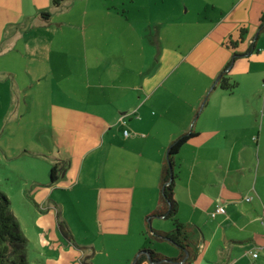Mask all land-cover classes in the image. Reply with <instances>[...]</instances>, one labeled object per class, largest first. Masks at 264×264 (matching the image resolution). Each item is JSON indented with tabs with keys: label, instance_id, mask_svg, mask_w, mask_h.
Returning a JSON list of instances; mask_svg holds the SVG:
<instances>
[{
	"label": "crops",
	"instance_id": "obj_1",
	"mask_svg": "<svg viewBox=\"0 0 264 264\" xmlns=\"http://www.w3.org/2000/svg\"><path fill=\"white\" fill-rule=\"evenodd\" d=\"M51 4L52 0H0V31L9 25L16 36L12 49L23 51L24 78L15 70L8 73L26 85L44 83L52 100L53 147L47 152L52 163H68L55 185L56 181L34 193L43 211L35 221L37 235L46 251L57 255L50 254L47 264H82L84 251L69 244L58 229V209L72 205L75 195L84 229L92 224L101 235L102 231L139 235L144 217L161 204L167 150L174 139L190 131L195 135L178 152L179 180L174 186L178 219L197 234V228L203 230L197 247L211 264L221 258L224 264L245 260L247 253L252 261L248 264H261L264 126L258 130L250 125V95L221 88L219 78L228 64L231 78L264 71L259 66L264 55H257L264 0H205L194 17L186 14L171 44L165 46L158 38L159 53H150L140 70L125 55L128 46L103 43L102 28L77 37L74 17L69 19L64 11L55 22L57 7L52 11ZM40 10H49L50 18H40ZM53 23L52 30L44 27ZM41 27L36 38H27ZM242 27L247 30L244 38L235 46L229 44L238 40ZM21 37L27 38L24 43H19ZM194 52V59H187ZM183 63L194 65V74L174 77ZM55 83L59 87L54 90ZM171 103L180 110L172 111ZM57 188L63 191L55 196ZM217 204L225 205L226 211L213 216ZM73 236L75 243L77 235ZM251 249L259 251L257 261Z\"/></svg>",
	"mask_w": 264,
	"mask_h": 264
},
{
	"label": "rangeland",
	"instance_id": "obj_2",
	"mask_svg": "<svg viewBox=\"0 0 264 264\" xmlns=\"http://www.w3.org/2000/svg\"><path fill=\"white\" fill-rule=\"evenodd\" d=\"M195 1L64 0L59 6L51 4L50 10H56L54 13L55 22L58 20L59 14L68 11L66 17L70 19L72 16L74 17L73 22H76L75 33L77 37H82L81 35L84 36L97 28H102L105 33L103 35H106L102 42L111 43V46H128V49L124 51L123 48V51L131 59L132 63L137 66V69L140 70L145 69L147 56L150 53L154 50H156V54L157 52L159 53L161 41L167 46L171 44V39L178 37L180 28L185 22V17L187 15L194 17L200 10L201 3L205 0H197V4ZM54 7H57V9L53 10L52 8ZM31 9L29 8L27 11L30 13ZM72 11L74 15H72ZM41 13L42 10L38 14L40 18L42 17ZM203 14L205 13L202 11ZM1 17L4 21H7V17L3 13ZM11 27L12 29L14 27L19 29L17 25L11 24ZM44 27L52 30L56 27V24L53 23L51 26ZM0 28L2 27L0 26ZM108 30H111L113 35H109ZM41 32L42 27L35 29L34 32H31V36L27 38H36ZM15 38L16 36L9 32V25L5 31L4 29L0 31V188L10 197L12 210L18 217L23 232L30 238L31 242L27 253L30 264H47V258L54 255V250H51V252L46 251L40 237L37 235L35 221L37 216L43 211L40 210V203H36L34 193L52 184L50 172L53 163L50 161L49 153L47 152L48 149L53 147V139L49 128V107L52 100L49 98L48 89L45 91L44 83L42 85H37L36 83H28L26 85L22 83L18 76L15 77L8 73L11 70H15L19 76L24 78V70L22 75L20 73L22 71V68H20L22 62L20 60L22 59L23 51L20 47L15 49L11 47L13 45L12 40ZM27 38L21 37L19 43H24V39L26 40ZM158 38H160L159 44ZM257 47L260 51L257 55L262 57L264 55V31L257 42ZM196 54L197 52H194L187 59L193 60ZM190 65L191 67L188 70ZM259 66L264 69V64ZM194 72V65L183 63L180 71L174 77L190 78L189 76H192ZM240 78L243 81H240ZM240 78H232L239 84L234 91L250 95V125L254 124L260 130L264 126V71L252 74L250 78L247 76ZM58 87L59 85L56 86L55 83L53 89H58ZM171 104L172 111L178 112L180 110V108L177 109V103ZM148 107H150V101L145 107V111L146 108L148 110ZM187 110L183 108L184 113H187ZM141 113L139 111L138 115L141 116ZM174 161H176L174 166L175 182H178L180 169L179 153L174 155ZM56 183L57 181L53 184L55 185ZM60 191L63 190L57 188L54 195L61 194ZM76 197L77 195L74 196V201L72 196L68 198L70 204L72 201L73 204L67 205L64 211L60 212V208L57 209L59 211L58 214H60L58 218L65 220L70 226L73 235H77L75 243L74 236L72 240L66 239L70 242L69 244L75 245L74 248L78 251H84L82 258H90L93 264H134L137 255L143 250L153 249L167 257L179 254L177 246L170 240H161L152 234L151 228L164 231H174L176 229L172 218L154 214L156 208L144 217V224H140L142 229L139 235L121 236V232L109 234L103 231L101 235L95 225L91 224L88 229L82 227L78 216L81 210L77 208L79 203L76 202ZM49 198L54 197L50 196ZM61 198L66 200V195L63 193ZM52 205L54 206V204ZM212 220V224H214L216 221L213 218ZM190 227L189 233L193 241V251L196 255L189 259L190 263L186 264H211L210 260L203 258V251L198 249L199 244L197 247L198 235L203 230L197 228V234L196 230L193 231L192 226ZM249 231L252 232V230ZM246 234H249V232L243 233L241 236ZM53 247H56V244ZM261 256H263L264 260V253ZM252 258L256 261L258 260V258ZM260 259L262 258L260 257ZM49 260L51 261L52 259ZM233 260L234 256L231 261L233 262ZM224 262L226 260L221 258L220 263L216 264H224ZM248 262L252 261L247 253L245 254V260H235L231 264H248ZM262 262L264 263V261H261V264ZM142 264L151 263L145 261Z\"/></svg>",
	"mask_w": 264,
	"mask_h": 264
},
{
	"label": "trees",
	"instance_id": "obj_3",
	"mask_svg": "<svg viewBox=\"0 0 264 264\" xmlns=\"http://www.w3.org/2000/svg\"><path fill=\"white\" fill-rule=\"evenodd\" d=\"M64 0H52L54 6H59ZM41 15L45 19H49L51 16L50 11H42ZM264 30V12L260 18L259 33ZM247 30L245 27L241 28L238 40L229 41V44L237 45V41L242 40ZM259 33L256 38L259 37ZM256 39L253 41L251 48L255 45ZM237 55V54H236ZM234 55V57L236 56ZM229 64L224 68L220 74L219 84L221 88L233 92L238 87V82L232 80L230 76H227ZM195 135L193 131L185 132L174 139L166 154L162 173V193L161 204L154 212L155 215L172 218L176 229L174 231L164 230H152L157 238L163 240L167 239L174 243L179 254L173 257H167L153 249L141 251L134 264H142L145 261H155V264H179L187 252L188 258L182 264L190 263L189 259L196 255L194 254L192 247V238L190 236L191 228L184 222H181L178 217V202L174 198V186H175V174H174V155L179 152L182 145ZM67 161L58 160L55 161L51 167L50 178L52 182L57 181L65 172L67 168ZM11 199L8 194L0 188V264H30L28 260V246L30 239L23 232L18 217L14 214L11 206ZM60 214H58L59 216ZM58 226L61 233L68 239H73V233L68 223L63 219H58ZM197 248V247H196ZM82 264H93L90 258H82Z\"/></svg>",
	"mask_w": 264,
	"mask_h": 264
},
{
	"label": "built area",
	"instance_id": "obj_4",
	"mask_svg": "<svg viewBox=\"0 0 264 264\" xmlns=\"http://www.w3.org/2000/svg\"><path fill=\"white\" fill-rule=\"evenodd\" d=\"M129 131L125 130V135H128ZM247 199H250V197H247ZM226 211V207L223 204H217L216 209L212 212V215L215 216L218 213H223ZM251 254L254 258L258 257L259 253L258 250L256 251H251Z\"/></svg>",
	"mask_w": 264,
	"mask_h": 264
},
{
	"label": "water",
	"instance_id": "obj_5",
	"mask_svg": "<svg viewBox=\"0 0 264 264\" xmlns=\"http://www.w3.org/2000/svg\"><path fill=\"white\" fill-rule=\"evenodd\" d=\"M216 83H217V81L213 84V86H215ZM188 255H189V253L187 252V255H186L182 260H180V263L185 262L186 259L188 258ZM149 262H150L151 264H155V263H156L155 261L151 260L150 256H149Z\"/></svg>",
	"mask_w": 264,
	"mask_h": 264
}]
</instances>
